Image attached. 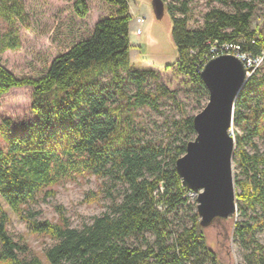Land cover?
<instances>
[{
	"label": "trees",
	"instance_id": "16d2710c",
	"mask_svg": "<svg viewBox=\"0 0 264 264\" xmlns=\"http://www.w3.org/2000/svg\"><path fill=\"white\" fill-rule=\"evenodd\" d=\"M104 1L116 8L114 16L99 20L87 39L54 58L42 77L17 78L0 65V99L12 89L30 88L34 116L14 132L8 121L0 126L5 144L0 146V264H45L36 256L20 257L28 249L9 235V216L2 202L26 223L29 232L54 241L44 252L47 264H218L206 245L208 227L200 226L196 213L190 227L174 235L168 231L167 216L189 199L175 163L185 154L189 137L195 136L192 118L179 125L183 140L172 149L140 142L127 112L157 108V97L145 91L154 73L131 68L129 0ZM177 1L178 6L167 7L176 48L171 66L203 94L208 92L199 67L214 43H241L242 51L253 56L264 51V34L251 27L264 0H203L208 9L202 27L194 30L188 28L193 0ZM76 9L85 16L83 1ZM0 18L8 25L0 38V52L17 50L15 24L23 20L20 0H0ZM262 69L264 62L239 93L233 111V126L241 131L235 136L233 161L251 170L250 177L236 183L240 190L236 200L255 213L247 221L236 222L233 230V238L249 251L243 256L244 264H264V245L255 238L264 228V150L254 143L264 138V89L260 91L264 75L261 81L256 79ZM103 75H109L108 84L100 82ZM127 85L134 87L132 96L125 93ZM84 173L110 177L125 186L121 199L113 201L103 215L75 229L58 207L59 223L37 221V213H25L23 206L61 178ZM44 195L50 197L53 191ZM241 214L247 216L246 211ZM222 221L226 220L215 219L212 224ZM145 233L155 237L153 245ZM133 237L142 239L144 246H129L126 240Z\"/></svg>",
	"mask_w": 264,
	"mask_h": 264
},
{
	"label": "rangeland",
	"instance_id": "374dc122",
	"mask_svg": "<svg viewBox=\"0 0 264 264\" xmlns=\"http://www.w3.org/2000/svg\"><path fill=\"white\" fill-rule=\"evenodd\" d=\"M79 1L85 6V16L77 12ZM165 4L161 15L154 13L153 0H129L128 6L132 17L130 22L129 51L130 65L133 70L153 71L154 78H149L145 91L157 97V108L139 107L131 109L130 128L135 130L141 143H150L157 148H170L179 145L183 140L179 125L186 118L199 114L208 103V95L203 94L198 86L188 78L179 75L174 66L176 48L172 40V20L169 6H178L177 0H162ZM23 8V20L16 22L19 48L0 52V65L9 70L17 78L38 79L42 77L50 63L57 56L65 53L73 44L87 39L94 30L96 23L104 18L114 16L116 8L104 0H20ZM214 7L223 8L214 3ZM203 0H193L189 6L188 28L191 30L202 27L203 16L207 11ZM176 16L180 14L174 11ZM144 18L138 26L135 19ZM252 29L264 34V5L255 13ZM141 29V34L135 33ZM8 31V25L0 18V38ZM264 69L256 74L258 81L262 80ZM109 75L100 78L102 84L109 83ZM264 87L260 89L263 91ZM134 87L125 86V93L132 96ZM115 98V96H114ZM118 101V99L116 98ZM264 101V99H263ZM121 103V101H118ZM32 90L30 88L12 89L0 99V126L5 121L10 123V130L31 123L34 116L31 112ZM241 131L232 126L231 135H240ZM190 141L195 136H190ZM260 151L264 150V138L254 139ZM0 146L4 147L2 136ZM236 150V145H235ZM252 153V149L245 147ZM251 170L244 169L238 162L232 163V175L235 184V196L240 194L236 183L250 177ZM125 186L110 177L99 178L88 173L76 174L61 178L54 186L39 193L34 202L23 209L25 213H37V221L59 223L57 207L61 209L68 224L75 229H81L89 224L94 217L103 215L113 201H119ZM46 191L53 195L45 197ZM195 200L189 198L185 205L167 216L168 231L173 235L184 227L191 226L192 216L196 213ZM4 210L9 216L7 231L12 239L20 245H25L28 252L20 254L21 258L38 257L46 263L44 252L54 244L46 235H36L29 232L25 222L20 220L3 202ZM246 211L243 217L241 212ZM260 209L257 207V212ZM255 213L244 203L236 200V211L226 221L214 222L205 229L207 247L216 254L218 264H244L243 256L248 253L240 243L233 238L236 222L247 221ZM146 240L153 245L155 237L145 233ZM256 240L264 245V228L255 234ZM126 243L131 247L144 246L140 238H129ZM207 264H211L208 262Z\"/></svg>",
	"mask_w": 264,
	"mask_h": 264
},
{
	"label": "water",
	"instance_id": "95a60500",
	"mask_svg": "<svg viewBox=\"0 0 264 264\" xmlns=\"http://www.w3.org/2000/svg\"><path fill=\"white\" fill-rule=\"evenodd\" d=\"M164 6L162 0L152 2L157 16ZM246 72L243 63L231 55L214 57L205 64L200 78L208 92V103L192 118L195 138L175 163L182 185L197 194L196 214L203 228L215 219L227 220L236 211L231 128L235 102L249 79Z\"/></svg>",
	"mask_w": 264,
	"mask_h": 264
},
{
	"label": "built area",
	"instance_id": "2783aa9c",
	"mask_svg": "<svg viewBox=\"0 0 264 264\" xmlns=\"http://www.w3.org/2000/svg\"><path fill=\"white\" fill-rule=\"evenodd\" d=\"M135 22L138 26H140L144 22V18L138 17L135 19ZM135 33L140 35L141 29L137 28ZM220 55H231L241 61L244 65V68L247 70L246 75L248 78H250L264 62V51L260 56H253L242 51L241 43L225 42L220 45L214 43L211 46L208 55L205 57L204 62L201 64V67H199V72L201 73L203 67L210 59ZM187 196L193 200H196L197 194L188 190Z\"/></svg>",
	"mask_w": 264,
	"mask_h": 264
},
{
	"label": "crops",
	"instance_id": "0c3cea01",
	"mask_svg": "<svg viewBox=\"0 0 264 264\" xmlns=\"http://www.w3.org/2000/svg\"><path fill=\"white\" fill-rule=\"evenodd\" d=\"M129 13H130V11H129ZM131 15V14H130ZM129 34H130V30H129Z\"/></svg>",
	"mask_w": 264,
	"mask_h": 264
}]
</instances>
